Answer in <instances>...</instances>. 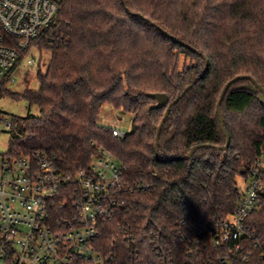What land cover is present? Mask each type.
Returning <instances> with one entry per match:
<instances>
[{
    "label": "trees",
    "instance_id": "obj_1",
    "mask_svg": "<svg viewBox=\"0 0 264 264\" xmlns=\"http://www.w3.org/2000/svg\"><path fill=\"white\" fill-rule=\"evenodd\" d=\"M43 49L51 58L46 72L37 73L38 90L0 88V97L37 109L11 117L0 160L55 154L60 168L75 174L108 151L122 167L118 199L135 240L124 242L107 223L103 251L121 259L138 251L153 260V233L185 264L184 239L202 220L234 212L237 178L248 179L264 144V107L259 92L241 87L250 84L244 78L229 87L220 106L228 148L202 147L182 158L196 145H225L216 104L227 82L250 76L264 88V0H63ZM181 56L189 60L182 68ZM195 79L172 106L156 155L166 107L148 112L154 104L149 95L166 94L171 103ZM105 104L132 116L130 131L119 139L99 125ZM259 195L247 222L264 237V189ZM118 237L121 246L114 248ZM250 264L262 262L253 257Z\"/></svg>",
    "mask_w": 264,
    "mask_h": 264
},
{
    "label": "built area",
    "instance_id": "obj_2",
    "mask_svg": "<svg viewBox=\"0 0 264 264\" xmlns=\"http://www.w3.org/2000/svg\"><path fill=\"white\" fill-rule=\"evenodd\" d=\"M63 0H0V88L15 82L22 66H31L33 49L42 50L52 39ZM9 130L11 120L0 119ZM114 138L126 133L110 123H99ZM251 167L234 212L208 217L184 239L185 264H264V237L247 220L260 206L264 189V144ZM58 156L34 152L0 160V264H178L174 252L153 233L149 243L153 260L129 253H105L101 237L106 224H115L124 242L135 235L123 223L122 167L100 150L89 168L64 172ZM113 239L114 248L121 246ZM145 245L141 244V247ZM141 259H144L143 262Z\"/></svg>",
    "mask_w": 264,
    "mask_h": 264
},
{
    "label": "rangeland",
    "instance_id": "obj_3",
    "mask_svg": "<svg viewBox=\"0 0 264 264\" xmlns=\"http://www.w3.org/2000/svg\"><path fill=\"white\" fill-rule=\"evenodd\" d=\"M30 56L34 59V64L31 66H22L15 74V82L8 84L6 89L8 91L21 93L25 89L38 90L39 83L37 80V73H45L51 58V51L49 49H33ZM184 64H189V60H185L183 56L180 57V68ZM0 112L4 114L6 120L11 119L12 116H26L28 113L37 114V109L34 106H29L24 100H15L11 97H0ZM132 116L124 114L111 105L105 104L101 108L99 123H110L117 129L124 133H128L131 128ZM9 135L5 128V123H0V152H5L8 148ZM237 186L244 188L246 182L241 178H237Z\"/></svg>",
    "mask_w": 264,
    "mask_h": 264
},
{
    "label": "water",
    "instance_id": "obj_4",
    "mask_svg": "<svg viewBox=\"0 0 264 264\" xmlns=\"http://www.w3.org/2000/svg\"><path fill=\"white\" fill-rule=\"evenodd\" d=\"M189 49H191L192 51H194L192 48H190L189 46H187ZM207 64V63H206ZM207 71V66L206 68L204 69V73ZM248 79L250 81V84H246V85H243L241 86L242 88L244 89H247V90H250L254 93L256 92H259V95H258V100L260 102V104L264 107V88L262 86H260L253 78H251L250 76H237V77H234L231 81L227 82L225 84V86L223 87L221 93H220V96H219V99H218V102L216 104V113H217V116L219 118V122H220V128H221V131L223 133V135L225 136V140H226V143L224 146L222 147H213L211 145H207V144H204V145H196V146H193L189 152L183 156L182 158L187 160V159H190L193 154L200 148H214L216 150H219V151H225L227 148H228V145H229V136L227 135L226 131H225V128H224V125H223V116H222V112H221V103H222V100L224 98V95L226 94L227 90L229 89V87L238 82L239 80L241 79ZM197 81V79H195L193 81V83L191 85H189L187 88H185L183 90V92L180 94V96H178L177 98H175L171 103H169V97L166 95V94H163V93H155V94H150L149 97L152 98L154 100V104L151 105L149 108H148V112L153 110V109H160V108H164L166 107V110H165V113H164V116L157 128V131H156V138H155V152H156V155H157V142L159 140V135H160V131H161V128L162 126L164 125L169 113H170V110L172 108L173 105H175L179 99L187 92L188 89L191 88V86Z\"/></svg>",
    "mask_w": 264,
    "mask_h": 264
}]
</instances>
